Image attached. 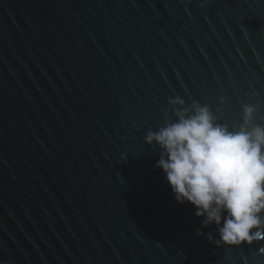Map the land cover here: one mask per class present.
Returning <instances> with one entry per match:
<instances>
[{"label": "water", "instance_id": "1", "mask_svg": "<svg viewBox=\"0 0 264 264\" xmlns=\"http://www.w3.org/2000/svg\"><path fill=\"white\" fill-rule=\"evenodd\" d=\"M201 4L0 0V264H264L194 234L143 140L175 96L264 114V0Z\"/></svg>", "mask_w": 264, "mask_h": 264}, {"label": "clouds", "instance_id": "2", "mask_svg": "<svg viewBox=\"0 0 264 264\" xmlns=\"http://www.w3.org/2000/svg\"><path fill=\"white\" fill-rule=\"evenodd\" d=\"M189 3L190 0H184ZM208 0H204L207 4ZM204 4L199 5L203 8ZM223 104L225 98L219 97ZM162 126L148 130L144 143L155 146L174 200L195 209L202 233L215 246L252 245L264 238V114L259 103L241 105L240 123L229 128L207 104L186 105L179 96L167 100ZM259 121V122H257ZM264 252V249H260Z\"/></svg>", "mask_w": 264, "mask_h": 264}]
</instances>
